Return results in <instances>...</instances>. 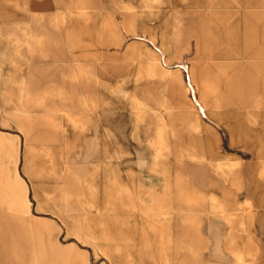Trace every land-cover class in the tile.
Returning a JSON list of instances; mask_svg holds the SVG:
<instances>
[{"label": "rangeland", "instance_id": "374dc122", "mask_svg": "<svg viewBox=\"0 0 264 264\" xmlns=\"http://www.w3.org/2000/svg\"><path fill=\"white\" fill-rule=\"evenodd\" d=\"M55 1L0 0V103L21 114L30 70L43 102L28 142L0 111L7 261L138 235L144 264H264V0Z\"/></svg>", "mask_w": 264, "mask_h": 264}, {"label": "crops", "instance_id": "0c3cea01", "mask_svg": "<svg viewBox=\"0 0 264 264\" xmlns=\"http://www.w3.org/2000/svg\"><path fill=\"white\" fill-rule=\"evenodd\" d=\"M48 2V1H47ZM53 3V9H57V6H55L56 1L52 0ZM50 8V7H49ZM30 34L28 33H24L20 38H15L16 41V51L13 53V55L11 56L12 59H18L20 57H22L24 59V61H28L30 60L31 54L33 52V45H32V40L30 38ZM32 46V47H31ZM50 51L53 52V56L54 57H65V54H59L58 52H61V48L59 46V44L57 43L56 45H52V47H50ZM54 52H56V55L54 54ZM4 59L3 56L0 54V78L2 79V75H3V71H4ZM69 73V79L72 85V77H71V73ZM64 74V73H62ZM46 75V74H44ZM28 77V83L26 84V87H23V98L25 100V104L23 103V109L21 110V114H9L3 107V105L0 103V111L2 113L3 118L1 119V123L4 125L5 123V118L7 117H11L17 127L22 131V133L25 135L26 137V141L28 142V140L32 137V131L34 128V124L38 121V119L36 117H33L31 115V112L33 110H35V108H39L41 106H43V102L40 98H38L36 96V84L39 83V81L41 80V77L37 76V74L35 72H33L32 70H30L27 74ZM71 88V86H70ZM63 97L65 96V90L62 89L61 90ZM1 97H3V95H1ZM69 97V96H68ZM72 97V95L70 96ZM64 106H65V101H63ZM24 226L27 227H31V222H27L23 224ZM132 239V240H131ZM137 239V240H135ZM116 243L115 246H111V247H107L101 246V250H102V254L103 257L105 258V261L107 264H144V250H143V244L140 242L139 240V236L137 235H127L124 236V238H120L118 239L116 237V240L114 241ZM124 243H132L131 245H123ZM59 245V244H58ZM18 245H16L15 243H13L10 240H7V238H5L4 233L0 230V258H2V256L6 259L7 257H10V254L13 252L11 249L17 248ZM158 256L161 260H164L166 256V250L163 249V247L160 246V248H158ZM9 253V256L6 255V253ZM1 253L3 255H1ZM63 250L61 249L60 245H59V250L56 252V256L57 257H63ZM4 263H8L10 264V262L7 261V259L5 261H3ZM75 262V261H74ZM3 263V264H4ZM0 264H2L1 259H0Z\"/></svg>", "mask_w": 264, "mask_h": 264}, {"label": "bare ground", "instance_id": "6f19581e", "mask_svg": "<svg viewBox=\"0 0 264 264\" xmlns=\"http://www.w3.org/2000/svg\"><path fill=\"white\" fill-rule=\"evenodd\" d=\"M129 29L131 32H134V28H133V19H131L130 23H129Z\"/></svg>", "mask_w": 264, "mask_h": 264}]
</instances>
